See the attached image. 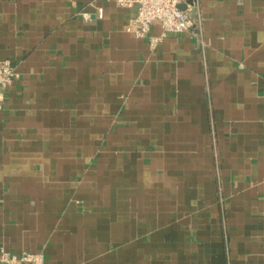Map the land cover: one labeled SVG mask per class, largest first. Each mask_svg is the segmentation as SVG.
Here are the masks:
<instances>
[{
    "label": "crops",
    "instance_id": "crops-1",
    "mask_svg": "<svg viewBox=\"0 0 264 264\" xmlns=\"http://www.w3.org/2000/svg\"><path fill=\"white\" fill-rule=\"evenodd\" d=\"M136 11L0 0L20 74L0 102V248L264 264V0H197L155 47L126 31Z\"/></svg>",
    "mask_w": 264,
    "mask_h": 264
},
{
    "label": "built area",
    "instance_id": "built-area-1",
    "mask_svg": "<svg viewBox=\"0 0 264 264\" xmlns=\"http://www.w3.org/2000/svg\"><path fill=\"white\" fill-rule=\"evenodd\" d=\"M122 8H130L137 4L136 15L129 22L126 31L136 38H147L151 47L162 42L164 37L171 34H182L193 25L189 9L197 0H115ZM185 4V9L178 6ZM103 9L97 8V17L101 18ZM88 18L87 15H85ZM159 27L158 36H150L151 26ZM20 79L17 66L10 60L0 61V102L4 99V92ZM0 264H44L42 252L12 253L0 248Z\"/></svg>",
    "mask_w": 264,
    "mask_h": 264
},
{
    "label": "water",
    "instance_id": "water-1",
    "mask_svg": "<svg viewBox=\"0 0 264 264\" xmlns=\"http://www.w3.org/2000/svg\"><path fill=\"white\" fill-rule=\"evenodd\" d=\"M188 2H190V0H188ZM185 7H186L185 4H181V5L178 6V8L182 9V10L185 9Z\"/></svg>",
    "mask_w": 264,
    "mask_h": 264
}]
</instances>
